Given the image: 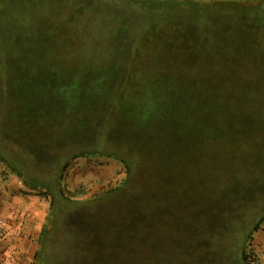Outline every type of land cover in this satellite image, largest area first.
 Masks as SVG:
<instances>
[{
	"label": "rangeland",
	"instance_id": "obj_1",
	"mask_svg": "<svg viewBox=\"0 0 264 264\" xmlns=\"http://www.w3.org/2000/svg\"><path fill=\"white\" fill-rule=\"evenodd\" d=\"M79 5L0 1V175L21 181L46 208L29 264L56 196L60 210L45 253L51 262L69 241L62 217L83 214L92 209L89 200L112 196L114 205L93 209L119 213L110 217L125 225V205L140 222L153 211V224L135 227L143 240L137 257L124 254L123 264H245L243 254L249 264H264V222L253 230L264 215V33L250 42L235 38L224 56L218 47L208 50L193 66L155 63L153 73L163 78L184 75L166 88L173 97L163 100L172 107L169 114L175 111L172 116L187 124L171 122L165 130L163 121L130 123L139 105L151 100L138 71L150 69L142 56L152 52L153 41L146 47L145 39H134L119 52L124 34L117 20ZM117 69L135 82L122 81L116 88L123 95L100 99L92 76ZM178 102L184 105L178 108ZM161 108L153 104L148 112ZM121 123V137L113 136ZM169 150L177 156L167 158ZM151 239L157 256L150 252L148 259Z\"/></svg>",
	"mask_w": 264,
	"mask_h": 264
},
{
	"label": "trees",
	"instance_id": "obj_2",
	"mask_svg": "<svg viewBox=\"0 0 264 264\" xmlns=\"http://www.w3.org/2000/svg\"><path fill=\"white\" fill-rule=\"evenodd\" d=\"M0 1L5 2L7 0ZM77 1H80L79 8L84 7L85 9H90L98 18L106 19L107 17H112L117 20L124 34L123 39L118 41L119 52L134 39H145L146 47H151L150 42L153 41L152 48L149 49V51L152 50V52L147 51V53L142 56L144 60L142 63L149 65L150 69L138 71L140 80L149 88L148 90H143L142 93L145 92L144 95L149 96L148 98L151 100L148 102L149 104L142 102V104L139 105L137 108L139 110V115L137 116V113L134 115L136 119L135 121H130L132 125H143L150 120H154L156 123L163 121L164 126L161 127L167 130V126L171 122L177 124V126L179 125V127L185 124V120L179 116L177 117V114L172 116V113L175 111H171V114H169L170 111H168V109L172 107L166 105V102H168L167 100H163L166 98L164 96H168L169 98L173 97V94L167 92L166 88L171 87L170 83H175L173 81L180 80L179 76L184 75L174 74V76H169L170 78H163L161 72L153 73L152 67L155 63L163 61L168 62V64H174L180 60L178 63L181 62L182 64L193 66L195 63L193 61L195 59L197 60V58L201 57L202 54L208 50H217L218 47L222 51L221 56H224L234 47L235 38L238 37L239 40L243 42H250L254 41L258 33H264V0ZM159 66L161 65H158V67ZM150 70L151 72H149ZM122 75V71L117 69L116 73L112 71V74L108 76L100 74L92 76V80L99 82V85H97L99 86V93H96V96L101 99L102 95H108L109 97L110 95H114L115 92L117 95H123V91L120 94L116 87L120 85L122 81H127L126 84H128V80H130L134 83L136 78L133 77L130 72L127 76ZM162 80L167 83H162ZM176 85H180L179 81H176ZM101 89L102 92H100ZM124 92L125 95L128 93L126 91ZM165 92L167 94H165ZM143 100L144 99H141V101ZM181 100L182 99L179 101ZM157 103L162 107L161 113L148 112L150 107ZM182 103L183 102H178L176 104L177 107L180 108L184 105V103ZM97 108L98 106L92 107L95 112ZM178 108H175V110L177 111ZM165 113L168 115H165ZM131 115L133 114L131 113ZM119 117L120 116L117 115V120L120 121ZM124 119L122 121H124ZM117 125V127L112 128L111 134L120 138L124 132V125L122 123L121 125ZM163 129L162 132H165ZM178 134L180 133L177 132V135ZM172 135H174V133ZM138 138L141 139V137ZM170 139L174 142L176 141L178 144L180 143V139ZM146 150L148 149H145V151ZM167 153L169 154L167 158L171 157L172 159V156H177L175 150H169ZM182 154V152H179L180 156H183ZM185 155V157H187V155L190 156L189 153H185ZM163 157L164 156H162V161L165 163L167 159L165 161ZM189 160L191 159L189 158ZM166 163L165 166L168 165V162ZM174 165L176 164H172L171 167ZM183 169L184 166L181 167L180 171ZM127 172L130 174V168H128ZM129 184L130 181L128 185ZM125 189L126 187L120 188L119 192L115 195L121 194ZM112 194L113 193L110 195ZM56 197L50 201L49 224L41 231L39 237L40 247L35 252L34 264H123L124 254H127V256H130L132 259L137 257V253H139L137 250L141 245V241L143 244V240L140 241V237L136 234L135 227L137 224L141 223L142 228L147 229L150 223L153 224V211L145 212L146 219H141L140 222L134 210L130 212V208L125 205L124 210H120L122 215L128 212L127 216L129 217V221H127L125 225L124 222L121 221V217L118 218V221L111 218V213L115 212H101L93 209L95 205L100 207L105 205L112 206L118 202V199L113 200L114 197L112 196H103L89 200L88 203L91 204L88 205L90 207L92 206V209L90 208L82 212L83 214H81L79 210L73 211L72 213L67 212L66 215L62 217V225L67 228H65L67 231V235L65 236L69 241L65 244L67 246H65L62 256H59V258L52 262L47 260L45 257L47 242L56 224V214L60 210ZM120 206L124 205L121 204ZM115 208L117 207L115 206ZM105 214H107V217H105ZM118 214L119 213H115V216ZM80 215H83L84 221L78 219ZM262 222H264V215L253 227V230L258 229ZM136 228H138V226ZM148 245H150V250H148L145 257L149 259L151 256L150 252H156L157 244L151 239V241H148L147 246ZM154 255L156 258L157 253H154ZM242 258L245 264H249V260L244 254Z\"/></svg>",
	"mask_w": 264,
	"mask_h": 264
},
{
	"label": "crops",
	"instance_id": "obj_3",
	"mask_svg": "<svg viewBox=\"0 0 264 264\" xmlns=\"http://www.w3.org/2000/svg\"><path fill=\"white\" fill-rule=\"evenodd\" d=\"M208 1V0H204ZM45 203L11 174L0 175V264H29L45 218Z\"/></svg>",
	"mask_w": 264,
	"mask_h": 264
},
{
	"label": "built area",
	"instance_id": "obj_4",
	"mask_svg": "<svg viewBox=\"0 0 264 264\" xmlns=\"http://www.w3.org/2000/svg\"><path fill=\"white\" fill-rule=\"evenodd\" d=\"M4 233V225L0 222V234Z\"/></svg>",
	"mask_w": 264,
	"mask_h": 264
}]
</instances>
